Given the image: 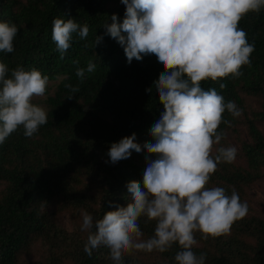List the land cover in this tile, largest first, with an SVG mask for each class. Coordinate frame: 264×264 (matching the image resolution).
Returning a JSON list of instances; mask_svg holds the SVG:
<instances>
[{"label":"trees","instance_id":"trees-1","mask_svg":"<svg viewBox=\"0 0 264 264\" xmlns=\"http://www.w3.org/2000/svg\"><path fill=\"white\" fill-rule=\"evenodd\" d=\"M125 12L121 0H0V22L19 28L15 51H0V62L10 72L35 68L49 81L60 78L45 101L47 124L31 138L21 127L0 144V264H114L105 246L94 249L91 257L85 253L89 233L81 230L82 212L99 220L127 206V184L139 181L143 186L148 162L158 158L144 145L155 142L150 129L164 112L155 89L164 72L157 57L150 54L129 64L124 48L105 34L111 17L118 16L122 23ZM56 18L89 25L86 39L73 34L64 59L52 39ZM239 27L255 45L251 64L237 79L207 81L202 87L215 88L225 102L234 101L239 108L243 95L259 99L263 110L257 117L264 122V9L247 14ZM96 36L104 37L97 46ZM89 62L96 68L85 71L81 82L77 69L86 70ZM220 83L226 87L221 89ZM74 87L79 91L73 92ZM224 118L231 126L222 123L219 130L227 134L237 118L227 112ZM249 131L252 142L241 141L245 165L236 160L220 163L208 185L222 187L229 195L235 189L249 212L234 223L230 234L204 239L196 233L193 251L206 255L205 264H264V216L255 213L250 196L251 188L264 178V129L251 120ZM133 134L141 152L132 151L130 158L112 164L107 155L111 144ZM65 215L72 231L64 226ZM139 226L142 239L154 235L155 221L142 217ZM38 245L40 258L26 263L24 257H31ZM180 250L178 244L164 253L133 250L124 255L123 264H176Z\"/></svg>","mask_w":264,"mask_h":264},{"label":"clouds","instance_id":"clouds-1","mask_svg":"<svg viewBox=\"0 0 264 264\" xmlns=\"http://www.w3.org/2000/svg\"><path fill=\"white\" fill-rule=\"evenodd\" d=\"M121 2L126 6L125 18L120 23L113 15L112 23L104 25L105 34L124 48L129 64L154 54L164 68L155 82L164 112L150 129L155 142L144 145L158 158L148 162L143 186L139 181L127 184L130 202L126 207L108 211L99 220L82 212L81 230L89 233L84 251L91 257L94 249L105 246L114 264H123L124 255L133 250L164 253L178 244L176 264H205L206 255L193 251L198 245L196 233L204 239L230 234L234 223L248 215L249 206L235 189L229 195L222 187H208L218 165L234 163L237 158L234 146H221L216 149L218 154H212L214 146L226 138L220 125L231 126L224 114L239 118L243 110L234 101L225 102L215 88L205 90L202 83L229 76L237 79L243 74L241 69L251 64L255 45L248 42L239 23L247 14L264 9V0ZM52 25L61 59L71 48L74 33L80 39L89 35V25L75 19L56 18ZM18 32L15 23L0 22V51H15ZM103 39L96 36L95 45ZM95 68L89 62L76 75L83 82L85 71ZM9 72L0 62V144L21 127L31 138L48 122L46 109L33 104L32 98L45 95L49 77L35 68ZM225 87L220 83L221 89ZM135 141L133 134L111 144L110 162L128 159L132 151L140 153L141 146ZM142 217L156 222L154 235L146 240L139 226Z\"/></svg>","mask_w":264,"mask_h":264},{"label":"rangeland","instance_id":"rangeland-1","mask_svg":"<svg viewBox=\"0 0 264 264\" xmlns=\"http://www.w3.org/2000/svg\"><path fill=\"white\" fill-rule=\"evenodd\" d=\"M60 78L56 80L49 81L48 88L44 96H34L32 98V103L41 106L46 109L45 101L48 97V94H53L56 85L59 83ZM243 104L242 115L237 118L236 124L232 125V127L226 132V138L221 141V145L214 146L213 152H216L221 146L228 147L234 146L237 148V158L236 161L242 165H245V158L243 152L241 150V141H245L247 143H251V136L249 131V121H256V125L262 130L264 129V122L259 121L257 114L262 112V103L259 99L255 97H247L246 95L242 96ZM250 196L253 201V207L255 213L259 216H264V178L258 180L255 185L250 190ZM64 226L67 230L72 231L73 227L70 224L69 217L65 215L63 217ZM42 254L41 245H38L33 255L24 257V261L26 263L32 262V260L39 259Z\"/></svg>","mask_w":264,"mask_h":264}]
</instances>
